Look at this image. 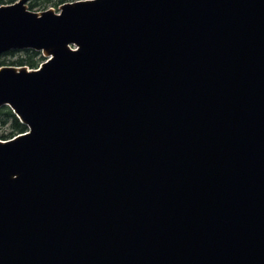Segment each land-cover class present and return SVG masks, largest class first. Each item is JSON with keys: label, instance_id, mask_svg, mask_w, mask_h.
Returning a JSON list of instances; mask_svg holds the SVG:
<instances>
[{"label": "water", "instance_id": "obj_1", "mask_svg": "<svg viewBox=\"0 0 264 264\" xmlns=\"http://www.w3.org/2000/svg\"><path fill=\"white\" fill-rule=\"evenodd\" d=\"M0 5V264H264V0ZM73 46L75 49H73Z\"/></svg>", "mask_w": 264, "mask_h": 264}, {"label": "trees", "instance_id": "obj_2", "mask_svg": "<svg viewBox=\"0 0 264 264\" xmlns=\"http://www.w3.org/2000/svg\"><path fill=\"white\" fill-rule=\"evenodd\" d=\"M16 0H0V5L12 4ZM79 0H29L27 8L45 10L52 5L56 10L64 3ZM44 61L41 52L34 50H11L0 55V67H26L28 69H37L39 64ZM27 131V127L20 123L18 118L13 114L7 106L0 108V140H8L12 137L23 134Z\"/></svg>", "mask_w": 264, "mask_h": 264}, {"label": "rangeland", "instance_id": "obj_3", "mask_svg": "<svg viewBox=\"0 0 264 264\" xmlns=\"http://www.w3.org/2000/svg\"><path fill=\"white\" fill-rule=\"evenodd\" d=\"M29 2V1H28ZM28 5V3L26 4V6ZM48 9H52V10H54L55 12H58V10H56L52 5H49L48 7H47V9H45V10H48ZM45 10H41V8H39V9H34L33 11L34 12H41V11H45Z\"/></svg>", "mask_w": 264, "mask_h": 264}, {"label": "bare ground", "instance_id": "obj_4", "mask_svg": "<svg viewBox=\"0 0 264 264\" xmlns=\"http://www.w3.org/2000/svg\"><path fill=\"white\" fill-rule=\"evenodd\" d=\"M80 1V0H79ZM70 3V2H69ZM28 9V8H27ZM31 11V10H30Z\"/></svg>", "mask_w": 264, "mask_h": 264}]
</instances>
